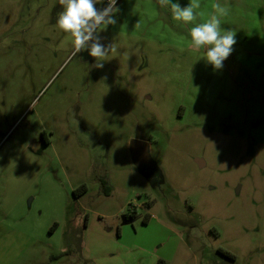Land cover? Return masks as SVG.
I'll use <instances>...</instances> for the list:
<instances>
[{"label": "rangeland", "instance_id": "obj_1", "mask_svg": "<svg viewBox=\"0 0 264 264\" xmlns=\"http://www.w3.org/2000/svg\"><path fill=\"white\" fill-rule=\"evenodd\" d=\"M220 2L236 43L215 70L157 0H117L103 68L58 0H0V264H264V0Z\"/></svg>", "mask_w": 264, "mask_h": 264}, {"label": "clouds", "instance_id": "obj_2", "mask_svg": "<svg viewBox=\"0 0 264 264\" xmlns=\"http://www.w3.org/2000/svg\"><path fill=\"white\" fill-rule=\"evenodd\" d=\"M58 3L63 10L59 12L56 23L60 32L70 39L73 55L87 50L92 58L101 61L95 66L103 68V58L109 52L116 53L117 48L114 44H102L98 29L104 30L116 23V13L119 12L117 0H107V6L102 9L96 7L102 0H58ZM157 3L170 5L174 20L184 25H194L189 32V47L197 52L203 51L204 60L213 69H222L236 43V32L221 28L222 19L230 13V5L215 0L208 18L198 22L199 17L203 16L199 11L201 0H189L187 6H181L179 0H157Z\"/></svg>", "mask_w": 264, "mask_h": 264}, {"label": "water", "instance_id": "obj_3", "mask_svg": "<svg viewBox=\"0 0 264 264\" xmlns=\"http://www.w3.org/2000/svg\"><path fill=\"white\" fill-rule=\"evenodd\" d=\"M148 148L149 142L146 140L133 139L129 142V151L132 162L134 163L138 171L143 175L145 173V169L150 167V165L154 163L150 157ZM196 162L198 164L202 163L200 159H196ZM123 219L124 223H126L127 221L124 216Z\"/></svg>", "mask_w": 264, "mask_h": 264}, {"label": "trees", "instance_id": "obj_4", "mask_svg": "<svg viewBox=\"0 0 264 264\" xmlns=\"http://www.w3.org/2000/svg\"><path fill=\"white\" fill-rule=\"evenodd\" d=\"M155 167L157 168V166H155ZM157 170L159 171L158 168H157ZM148 177H150V176H148ZM154 179H155V180H159V179H160V174L157 175L156 177H154ZM99 180H100V184H101L103 190H104L105 192H107L108 189H109V186H108L107 181H106L105 179H103V178H100ZM84 191H85V185H81V186H79V187H77L76 189L73 190V194H74L75 196H78V195H80L81 193H83ZM130 213H131L130 217H133V214L135 215V209L132 208ZM124 217H125V219L127 220V218H128L129 216H128V215H125ZM147 220H148V215H145V216L143 217V219H142V222H143V223H146ZM55 226H56V223L53 224V226H52L51 229H53ZM51 231H52V230H51ZM223 252H224L226 255H228L229 257H232V254L227 253V252H225V251H223ZM155 264H167V262H166L164 259L159 258V259L156 261Z\"/></svg>", "mask_w": 264, "mask_h": 264}, {"label": "flooded vegetation", "instance_id": "obj_5", "mask_svg": "<svg viewBox=\"0 0 264 264\" xmlns=\"http://www.w3.org/2000/svg\"><path fill=\"white\" fill-rule=\"evenodd\" d=\"M35 142L37 143V142H39L40 144H48L49 143V140L47 139V138H44L43 137V132H40V136H39V140H35ZM160 174V170L158 171L157 170V168L155 167V164L153 163V164H151L150 165V167H148V168H146L145 169V173H144V175L146 176V177H148V176H150V177H148L150 180H155L154 179V177H156L157 175H159ZM135 214H136V211H135ZM225 254V253H224ZM226 255V254H225ZM228 256V255H227Z\"/></svg>", "mask_w": 264, "mask_h": 264}]
</instances>
